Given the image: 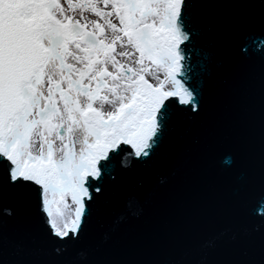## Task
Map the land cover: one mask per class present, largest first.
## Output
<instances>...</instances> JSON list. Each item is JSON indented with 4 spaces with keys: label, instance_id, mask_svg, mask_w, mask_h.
<instances>
[{
    "label": "snow or ice",
    "instance_id": "snow-or-ice-1",
    "mask_svg": "<svg viewBox=\"0 0 264 264\" xmlns=\"http://www.w3.org/2000/svg\"><path fill=\"white\" fill-rule=\"evenodd\" d=\"M261 40L264 0H0V264H264Z\"/></svg>",
    "mask_w": 264,
    "mask_h": 264
},
{
    "label": "water",
    "instance_id": "water-1",
    "mask_svg": "<svg viewBox=\"0 0 264 264\" xmlns=\"http://www.w3.org/2000/svg\"><path fill=\"white\" fill-rule=\"evenodd\" d=\"M259 43L264 44V40L259 41ZM256 211H257V212H264V204L259 205V206L256 208ZM102 230H103V229L100 228V226H97V228H96V231H97V232H101Z\"/></svg>",
    "mask_w": 264,
    "mask_h": 264
}]
</instances>
